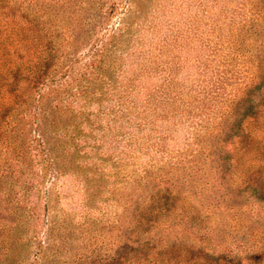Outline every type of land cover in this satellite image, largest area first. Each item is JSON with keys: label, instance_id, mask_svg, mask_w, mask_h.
<instances>
[{"label": "trees", "instance_id": "1", "mask_svg": "<svg viewBox=\"0 0 264 264\" xmlns=\"http://www.w3.org/2000/svg\"><path fill=\"white\" fill-rule=\"evenodd\" d=\"M6 178L31 264H264V0H0Z\"/></svg>", "mask_w": 264, "mask_h": 264}, {"label": "rangeland", "instance_id": "2", "mask_svg": "<svg viewBox=\"0 0 264 264\" xmlns=\"http://www.w3.org/2000/svg\"><path fill=\"white\" fill-rule=\"evenodd\" d=\"M119 21V18H114L112 23V26H115V24ZM53 177V176H52ZM54 180L53 178H48L45 186L49 187L51 185V181ZM56 181V180H55ZM76 182V181H75ZM70 183V184H69ZM259 183L258 181L255 182ZM1 188L9 189V187H12V180L9 178L4 179V181L0 182ZM260 186V184H259ZM58 187H62L66 192H70L73 190H76L78 188V185H73V181L69 175H66L63 177L60 176L58 179ZM258 187V186H256ZM259 188V187H258ZM261 190V188H259ZM79 195L76 194V198L71 200L69 197H63V199L60 202V206L68 205L67 202L73 203L75 206L76 204H79ZM18 200V199H17ZM31 200L36 201V196H31ZM71 200V201H70ZM19 201V200H18ZM38 201V200H37ZM39 202V201H38ZM69 205H72V204ZM11 206L12 202L10 204L6 203L2 198H0V215L1 216H8V214H11V219H17L21 225L17 229H10L8 231L7 239H5L6 245L10 250L9 260L2 264H16L14 261H19L21 264H31L33 262V259L35 258V253L40 249V242L44 244H41V246H45L49 240V222L51 219H57L59 220L57 212L54 210L52 211H46L44 209V203L41 201L39 202V209L36 211V214L32 213L29 210V206L22 204L21 202H18L13 205L12 213H7L5 210H3L4 207ZM72 205V206H73ZM13 214V215H12ZM14 217V218H13ZM55 219V220H56ZM36 221V223H32ZM263 221V220H260ZM32 223V224H31ZM261 223L257 222L256 226L259 228ZM252 228L255 226L251 224ZM258 228V229H259ZM251 229V228H250ZM55 235H57L55 233ZM76 241V240H75ZM74 241V243H75ZM72 243H68L67 247L71 246ZM104 255V252H102ZM60 260H46L42 264H60Z\"/></svg>", "mask_w": 264, "mask_h": 264}]
</instances>
